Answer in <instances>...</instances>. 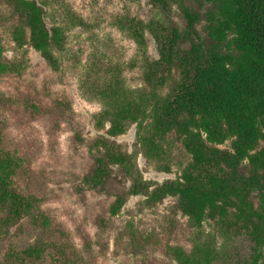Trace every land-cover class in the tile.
<instances>
[{
  "label": "rangeland",
  "instance_id": "obj_1",
  "mask_svg": "<svg viewBox=\"0 0 264 264\" xmlns=\"http://www.w3.org/2000/svg\"><path fill=\"white\" fill-rule=\"evenodd\" d=\"M203 1L214 14L202 33L220 16L215 0ZM31 6L43 11L36 32ZM159 16L149 0H0V146L22 159L0 168L3 264H264V227L258 234L243 225L233 208L228 226L208 211L203 219L187 216L177 198L131 196L119 169L95 184L97 138L136 155L143 177L158 185L179 179L192 163L175 132L159 140L152 129L145 135L109 113L97 128L107 112L104 96L132 92L135 99L146 87L145 59H159L151 25ZM178 77L175 65L154 90L156 101L172 93ZM113 122L121 131L107 134ZM142 138L149 150L158 144L160 155L148 159ZM252 197L255 213L264 215L259 194Z\"/></svg>",
  "mask_w": 264,
  "mask_h": 264
},
{
  "label": "trees",
  "instance_id": "obj_2",
  "mask_svg": "<svg viewBox=\"0 0 264 264\" xmlns=\"http://www.w3.org/2000/svg\"><path fill=\"white\" fill-rule=\"evenodd\" d=\"M149 1L160 14V21L151 23L159 59H145L146 87L135 99L132 92L103 97L107 112L97 128H105L109 113L124 124L137 123L145 135L152 134V129L159 140L175 132L183 138L192 163L179 179L158 185L143 177L136 155L97 138L93 147L97 150L95 184L109 181L113 170L119 169L130 180L131 196L151 201L174 197L187 216L203 219L208 211L207 215L220 217L226 225L228 214L232 217L229 208H233L242 224L249 223L261 234L264 215L255 213L251 198L257 192L260 206L264 203V0H215L212 4L220 16L213 28H204L205 35L199 28L205 19L213 22L214 13H205L203 0ZM175 5L182 26L171 16ZM30 8L36 32L43 11ZM127 23L137 26L134 20ZM130 26L142 35L141 26ZM175 65L179 77L172 93L156 101L154 90L169 78ZM115 123L107 134L121 131ZM143 139L140 143L147 147L149 139ZM152 147L144 148L148 159L152 153L160 155L159 145L152 142ZM11 153L0 146L2 173L10 163L19 166L22 162ZM243 165H248L245 175Z\"/></svg>",
  "mask_w": 264,
  "mask_h": 264
}]
</instances>
